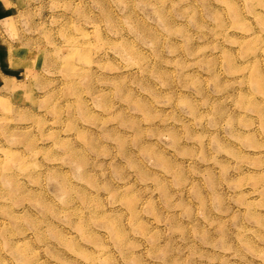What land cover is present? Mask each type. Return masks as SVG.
I'll return each mask as SVG.
<instances>
[{
    "label": "rangeland",
    "instance_id": "obj_1",
    "mask_svg": "<svg viewBox=\"0 0 264 264\" xmlns=\"http://www.w3.org/2000/svg\"><path fill=\"white\" fill-rule=\"evenodd\" d=\"M0 264H264V0H2Z\"/></svg>",
    "mask_w": 264,
    "mask_h": 264
},
{
    "label": "crops",
    "instance_id": "obj_2",
    "mask_svg": "<svg viewBox=\"0 0 264 264\" xmlns=\"http://www.w3.org/2000/svg\"><path fill=\"white\" fill-rule=\"evenodd\" d=\"M6 11V5L3 4L2 0H0V19L4 16V13ZM6 60H8V63L10 64L11 57L8 55H5L1 50H0V66L6 64ZM0 79L1 75H0Z\"/></svg>",
    "mask_w": 264,
    "mask_h": 264
}]
</instances>
